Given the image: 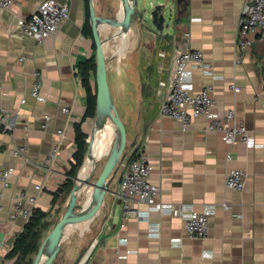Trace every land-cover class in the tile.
Returning <instances> with one entry per match:
<instances>
[{"label": "crops", "instance_id": "crops-1", "mask_svg": "<svg viewBox=\"0 0 264 264\" xmlns=\"http://www.w3.org/2000/svg\"><path fill=\"white\" fill-rule=\"evenodd\" d=\"M133 1L130 17L116 24L114 34L126 35L124 29L131 26L132 49H144L149 54L146 67L154 74L158 109L152 113L138 145H125L124 159L107 174L108 190L101 204L77 217L72 229L67 230L66 235L74 234L84 225L88 231L76 232L68 240L65 262L72 264L80 257L78 264H264V38L256 39L240 61H234L238 22L246 0H180L179 4L177 0ZM38 2L12 0L8 8L0 10V108L12 121L8 131L0 125V168L14 167L6 185L0 179V264L13 263L7 253L25 225L21 217L11 216L16 189L33 190L35 183H41L37 208L46 212L55 211L63 202L65 192L59 193L57 184L68 177L76 149L73 123L80 121L86 110L81 64L95 50L93 32L84 31L86 20L90 24V0H68L69 16L55 35L41 41L22 38L18 20L31 14ZM158 3L166 4L162 29L155 27L149 16ZM124 5V0H92V13L98 9L97 16L118 17ZM188 29L192 47L202 50L216 75L193 66L192 90L212 85L210 94L216 100V110L223 115L232 109L236 120L248 128L253 145L239 137L226 143L222 132L208 129L202 116L194 118L189 129L183 131L177 120L159 113L158 94L165 87L173 48ZM34 69L42 72V99L30 94ZM88 74L92 81L93 71L90 69ZM63 106L69 111L64 112ZM44 114L50 115L46 128L40 126ZM92 118L93 132L89 133L87 125ZM60 127L66 132L59 142V157L50 167L44 161L59 140L55 130ZM113 127L96 116L82 121L87 149L77 173H90L93 155L91 182L100 178L116 136ZM20 145H25L26 151L14 153ZM140 148L148 155L152 166L149 179L160 186L159 199L164 204L190 203L195 209L214 205L206 239L189 237L181 217L149 209L145 202L136 205L147 216L123 214L117 192L127 164L126 154L134 155ZM228 152L232 153L229 160ZM233 168L246 172L241 191L225 185L226 173ZM82 186L87 191L85 203H89L97 188L82 183L79 196ZM55 193L58 199L52 204ZM224 203L230 207H223ZM154 223L158 224V233L151 232Z\"/></svg>", "mask_w": 264, "mask_h": 264}, {"label": "built area", "instance_id": "built-area-1", "mask_svg": "<svg viewBox=\"0 0 264 264\" xmlns=\"http://www.w3.org/2000/svg\"><path fill=\"white\" fill-rule=\"evenodd\" d=\"M12 0H0V10L8 8ZM70 7L68 0H39L35 10L18 20V32L22 38H34L41 41L44 37L55 35L63 22L68 18ZM190 30L183 31V38L173 48L172 61L167 68L166 79L163 91L158 94L159 113L177 120L181 130L189 129L194 118L202 116L206 119L208 129L222 132L221 137L226 143H233L239 137L249 145H253L252 135L246 125L237 121L232 109L221 115L216 110V100L210 94L212 85L208 84L198 91L192 90V67L198 66L208 74H213L212 66L205 58L201 49L191 45ZM264 38V0H246L238 22L236 45L238 53L234 61H240L242 55L248 50L256 39ZM164 56L163 52H160ZM42 72L39 69L33 70V82L30 94L42 99L41 95ZM234 89L238 87L234 86ZM25 99L22 98L21 101ZM64 112L69 108L62 107ZM41 127L46 128L50 121V115L42 116ZM0 125L3 131L12 127L11 118L0 108ZM71 126V125H70ZM59 137L44 164L53 167L55 160L59 157L61 138L65 135V128L55 130ZM26 151L25 145H20L14 153ZM228 160L232 153L228 152ZM152 166L147 153L140 148L127 162L120 179V186L117 196L120 199L123 214L126 216L135 215L138 217L147 216V213L139 211L137 202H145L149 209L161 212H170L178 215L183 220L184 229L189 237L206 239L209 235V216L214 210V205H204L201 209H195L193 204L179 203L177 205H166L159 199L160 186L149 179ZM14 172L13 166L0 168V179L6 185L8 177ZM67 177L60 179L57 187L60 189L66 182ZM246 172L242 169H230L225 176V185L241 191L244 188ZM43 190L41 183H35L33 190L25 188L16 189L13 197V208L11 216L21 217L25 223L30 221L37 207V201ZM229 208L230 205H222ZM151 232L158 233V224H151ZM180 242L175 243V245ZM108 264V263H101Z\"/></svg>", "mask_w": 264, "mask_h": 264}, {"label": "rangeland", "instance_id": "rangeland-1", "mask_svg": "<svg viewBox=\"0 0 264 264\" xmlns=\"http://www.w3.org/2000/svg\"><path fill=\"white\" fill-rule=\"evenodd\" d=\"M96 11H94V14L99 15V10L97 9ZM134 18L137 17H132V20H134ZM130 27L131 26H127L126 29H124L126 35H122V32L116 35L114 31L118 28V25L107 24L103 26L99 35L104 42V55L113 103L125 125L126 145H130L132 142H134L133 145H138L142 132L152 113L158 109V101L155 95L154 74L150 67H146V60L149 54L143 52L144 49L140 51L138 49H132V45L129 43L131 35V31L129 30ZM93 55L96 59L95 50ZM105 119L116 127L111 117ZM94 120L95 118H92L88 122L87 128L89 133L93 132V125L90 122ZM132 155L131 152L126 154L125 163L132 158ZM72 187L73 186L66 188L65 194H63V202L56 210L48 212L44 219L45 224L43 225L36 246L30 248L29 252L25 255V264H31L45 240L55 229L59 218L68 205ZM86 199H88L86 187L82 186L78 202L85 203ZM86 230L87 229H84L83 225V230L79 229L76 232L81 234L85 233ZM76 232H74V234L68 233L65 236L62 246L51 264H70L65 262L64 251L67 248L66 245L68 240L75 236ZM46 253L47 249L45 247L42 256Z\"/></svg>", "mask_w": 264, "mask_h": 264}, {"label": "water", "instance_id": "water-1", "mask_svg": "<svg viewBox=\"0 0 264 264\" xmlns=\"http://www.w3.org/2000/svg\"><path fill=\"white\" fill-rule=\"evenodd\" d=\"M125 5L122 9L123 13L118 17H102L97 16L92 13V0H90V25L93 32V38L95 41V52H96V70L95 77L97 83L96 90V118L98 120H103L107 117H111L116 125V136L112 145V148L108 154V157L102 167L100 178L97 182H91L90 178L92 177L95 165L91 167V171L88 175H81L77 173L73 177V187L70 193L69 202L62 213L61 217L58 220V223L51 233V236L54 238V245L47 250V253L42 256L44 248L46 247V240L43 243L41 249L39 250L37 256L31 262V264H51L57 253L59 252L64 237L67 232V228L70 222L74 221L77 217L84 215L88 212L95 210L103 201L104 196L108 190L106 177L110 172L112 167L117 161H121L125 156V145H126V132L125 125L119 116L115 105L112 101L111 91L108 83V74H107V64L104 55V42L100 38L99 28L100 26H105L107 24H121L124 23L131 15L134 10V1L133 0H124ZM177 3H180V0H177ZM165 8L166 4H156L155 7L149 13L151 18V23L158 29L163 28L165 22ZM170 12V11H168ZM178 13L180 10L177 11ZM133 144V143H131ZM84 164V162H83ZM82 183H88L93 187L97 188L94 198L89 203H80L78 202L79 188ZM80 257L73 261L72 264H78Z\"/></svg>", "mask_w": 264, "mask_h": 264}, {"label": "trees", "instance_id": "trees-1", "mask_svg": "<svg viewBox=\"0 0 264 264\" xmlns=\"http://www.w3.org/2000/svg\"><path fill=\"white\" fill-rule=\"evenodd\" d=\"M86 10V15L88 18V7ZM84 31L92 34L91 26L87 20L84 26ZM90 69L94 74V79L92 81L88 77V71ZM95 70L96 59L95 56L92 55L81 64V71L83 75L82 81L86 89V110L82 119L73 123L74 142L76 145V149L73 153V160L71 161L70 168L67 172L68 177L64 185L59 189V193L65 192L66 188L73 186V177L77 174L78 169L83 164L85 159L87 149V134L82 129V121L86 117H94L96 114L97 84L95 79ZM57 199L58 194L55 193L52 198V204H55ZM47 214L48 212L36 207L34 210V215L31 217L30 221L25 223L23 230L16 235L12 248L7 253V256L13 259L12 264H25V255L29 252L30 248H34L36 246L37 240L40 237L41 230L43 229V225L45 224L44 219L46 218Z\"/></svg>", "mask_w": 264, "mask_h": 264}, {"label": "bare ground", "instance_id": "bare-ground-1", "mask_svg": "<svg viewBox=\"0 0 264 264\" xmlns=\"http://www.w3.org/2000/svg\"><path fill=\"white\" fill-rule=\"evenodd\" d=\"M113 128H114V127H113ZM86 164H87V161H86ZM93 165H94V156L92 155V158H91V161H90V168H91ZM89 170H90V169H89ZM72 223H73V221L69 223L67 230L70 229ZM53 245H54V238H53V236H51V237H49V238L47 239V241H46V249L49 250Z\"/></svg>", "mask_w": 264, "mask_h": 264}]
</instances>
